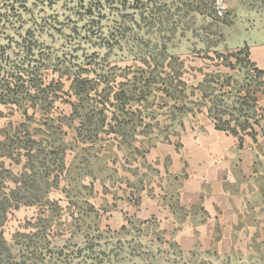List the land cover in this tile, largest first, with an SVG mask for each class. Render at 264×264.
<instances>
[{
    "label": "rangeland",
    "instance_id": "374dc122",
    "mask_svg": "<svg viewBox=\"0 0 264 264\" xmlns=\"http://www.w3.org/2000/svg\"><path fill=\"white\" fill-rule=\"evenodd\" d=\"M260 51L264 0H0V264H264V209L230 253L147 210L183 222L170 153L207 124L263 204Z\"/></svg>",
    "mask_w": 264,
    "mask_h": 264
},
{
    "label": "crops",
    "instance_id": "0c3cea01",
    "mask_svg": "<svg viewBox=\"0 0 264 264\" xmlns=\"http://www.w3.org/2000/svg\"><path fill=\"white\" fill-rule=\"evenodd\" d=\"M257 59L264 70V51ZM170 154L168 172L180 182L176 198L186 209V217L177 224L169 207H161L159 201L156 209L147 210L161 215L164 208L165 222L183 225L177 241L186 251L201 241L222 253L234 251L239 245L238 225H250L245 222L249 215L264 209V202L256 203L260 197L257 147L207 124L184 135L180 150L172 149Z\"/></svg>",
    "mask_w": 264,
    "mask_h": 264
},
{
    "label": "trees",
    "instance_id": "16d2710c",
    "mask_svg": "<svg viewBox=\"0 0 264 264\" xmlns=\"http://www.w3.org/2000/svg\"><path fill=\"white\" fill-rule=\"evenodd\" d=\"M261 74H263V72L261 71ZM214 120L216 121V123H219L221 122L220 119H216L214 118ZM214 121V122H215ZM216 129L220 130V131H223V132H226V133H229V134H232L234 136H237V133L233 132V131H230L229 129H226V128H222L221 126H218V125H215Z\"/></svg>",
    "mask_w": 264,
    "mask_h": 264
}]
</instances>
